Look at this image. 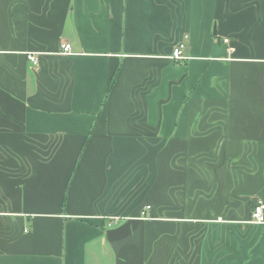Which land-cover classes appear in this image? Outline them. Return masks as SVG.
<instances>
[{
    "label": "crops",
    "instance_id": "1",
    "mask_svg": "<svg viewBox=\"0 0 264 264\" xmlns=\"http://www.w3.org/2000/svg\"><path fill=\"white\" fill-rule=\"evenodd\" d=\"M258 200L264 0H0V264H264Z\"/></svg>",
    "mask_w": 264,
    "mask_h": 264
},
{
    "label": "built area",
    "instance_id": "2",
    "mask_svg": "<svg viewBox=\"0 0 264 264\" xmlns=\"http://www.w3.org/2000/svg\"><path fill=\"white\" fill-rule=\"evenodd\" d=\"M187 39V36L183 37V40H181L172 51V54L170 56V59L173 61H182L185 60L186 57L183 55V52L185 50L186 44L185 40ZM226 43L227 40H224ZM61 51L63 54L68 55L70 54V46L68 44H62L61 45ZM28 59L33 63L37 64V60L34 57V55H28ZM151 207L149 205L145 206L143 210L140 213V219H147L149 215ZM250 223L257 224V225H264V202L258 200L253 207V211L251 213V219Z\"/></svg>",
    "mask_w": 264,
    "mask_h": 264
},
{
    "label": "trees",
    "instance_id": "3",
    "mask_svg": "<svg viewBox=\"0 0 264 264\" xmlns=\"http://www.w3.org/2000/svg\"><path fill=\"white\" fill-rule=\"evenodd\" d=\"M113 82H114V78H112V79L109 80V82H108V89H109V87H111V85L113 84Z\"/></svg>",
    "mask_w": 264,
    "mask_h": 264
}]
</instances>
